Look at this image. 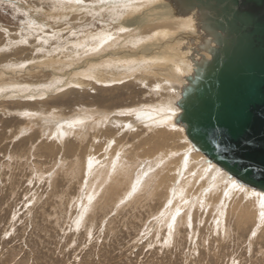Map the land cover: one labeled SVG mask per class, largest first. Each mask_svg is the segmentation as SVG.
Returning a JSON list of instances; mask_svg holds the SVG:
<instances>
[{"label": "rangeland", "instance_id": "1", "mask_svg": "<svg viewBox=\"0 0 264 264\" xmlns=\"http://www.w3.org/2000/svg\"><path fill=\"white\" fill-rule=\"evenodd\" d=\"M59 1L0 0V264H264V220L256 217L254 203L239 196L224 204L213 202L216 187H207L202 177L194 180L202 163L186 175L194 182L178 206L175 195L165 201L163 185L152 196L149 186L126 195L131 188L124 184L126 175L145 160L136 153L150 135L151 123L143 114L151 118L153 107L169 112L166 105L177 98L167 86L152 89L153 77L146 85L136 81L143 67L132 70V77L105 82L91 73L102 59L110 60L112 50L119 51V42H112L113 32L106 29L117 24L114 18L129 19L131 10L120 7L126 2L71 0L74 5L65 8ZM151 21L158 17L145 24ZM88 24L93 32H106L97 35L102 39L98 45L80 42ZM122 41V51H137ZM135 60L122 59L113 67L143 59ZM123 109L131 111L120 114ZM34 115L88 117L92 123L88 128L80 125L82 120L74 121L73 131L62 139L60 129L44 130ZM118 156L126 170L127 179L120 180L124 186H112L116 182L107 178V168L108 184H102L97 171L106 162L111 170ZM158 171L149 174V184ZM195 181L199 184L194 186Z\"/></svg>", "mask_w": 264, "mask_h": 264}, {"label": "bare ground", "instance_id": "2", "mask_svg": "<svg viewBox=\"0 0 264 264\" xmlns=\"http://www.w3.org/2000/svg\"><path fill=\"white\" fill-rule=\"evenodd\" d=\"M61 1L64 3L63 7H65V8L67 6L74 5L73 2H69L71 0H67L68 4H67L66 0H61ZM72 1L78 2L80 0H72ZM55 2L60 3L59 0H55ZM120 2H126L125 4L122 3V5L120 6L121 8L123 6L125 9L131 10L130 13L128 14L129 19H127V17L125 18L124 15H122L121 17H119L117 19L114 18L113 20L117 24L115 26H112V27H107V29H106V30L113 32L114 36H113L112 42H114V41L119 42V45H118L119 51H116V50L113 51L112 50V52L114 54H112V56L110 57V60L102 59L101 62H99L100 63L99 64L100 66H98L99 68H96V69L94 68V70L92 69L91 73L93 75H95V77L100 79L101 82H105L104 80H116V79L122 78L123 76H126V75H129L130 77H132V74H135V72H137L136 70L139 71V69L141 67H143L144 73L141 74L140 76H137L136 78H134L136 81L139 82V80H140L141 84L144 83L146 85L149 77H153L154 83L151 84L152 89L154 87L160 86V85H162V87L167 86L169 88V91L171 89V92L175 93V94H172L171 96L174 97L173 95H175V98H177V100H173L175 102L170 103L169 106H168V104L166 105V108H167V110H169V112L165 113V112H163L164 111L163 110L160 113L159 110L160 109L162 110L161 107H159V109H154V107H153V109L149 110L150 114L152 116L151 118L149 117L150 115L148 116L146 114H143L142 117L144 118L145 116H147L149 118L148 122L151 123V124H148V126H147L148 130L150 131V135H149V138H147L148 135L146 138L143 137L144 138L143 144L140 145V148L139 147L137 148V149H139V151L136 152L137 149L134 148V152L137 153L138 157H140L141 159H145V160L139 161L138 169L135 168L136 170H130V168H129L130 173L128 175H126V176H128L127 178H129L128 181L124 180L125 183H124V181H120L121 178H123V179H127V178L125 176L126 170H124L125 168L123 169V166H122L123 163H122V160H119V159H121L119 156L115 158V163H114V165H112L111 170L109 169V165H107L109 162H106L105 166H103V167L101 166L100 170L97 171L98 178L100 179L102 184H106V183L108 184L107 179L106 178L104 179L105 168H107V170H109L107 172L108 174L106 175L107 178H112V181L116 182L112 186L115 185V188H120L123 183L126 185H127V183L130 184L131 188L128 191V193H126V195H130V196L133 193L140 191V189H142V188L145 191L144 188H146L148 186H149L148 187V195L152 196L156 193V191L159 188H162L163 186H165L166 189H165V187H164V189L167 190V194H166L167 200L165 199V201L166 202L171 201L173 199V196L175 195L173 201H174V204L176 206H178L177 204L180 202L179 199L183 198V195L186 192V189L191 187V184H193L192 182H194V181H192V177H191V179L186 178V175L190 174L189 171L192 170V169L190 170V168L193 167V169H194L197 167V164L202 163V165H201L202 167L199 166V168H197V171L195 173L196 178L194 180H197L198 178L202 177L203 183L209 184V185H207V187L208 186H211V188L216 187L215 190L212 191V196L214 197L213 202L216 201V203H217L220 201L221 204H224L225 202L227 203L230 200H232L233 198L235 199L236 196H239L241 199H244L245 201L244 200L243 201L247 202V204L248 203L251 204L252 202L254 203L251 205L255 206L256 217L258 218L259 221L263 222V220H264V192L257 190V189H254V188H251V189L247 188L249 186H246V185L238 182V180L235 179L234 177H230L229 174L224 169H222L219 165L208 160V157L204 153H202L201 151H199L198 149H196L194 147L193 143L191 142V140L189 139V137L186 133V127H185L184 123L180 122V114L182 113V109L178 105V101H179V99H181L180 97L183 96L182 92H183L184 88L189 84L190 80L192 81L194 79V77H192V76H195L196 68L199 64H202L204 57L205 58L211 57L210 53L207 51V46L208 45H215V43L212 40V37L210 35H208L201 28L200 16H199L198 11L193 10L187 14H184V13H182V10L173 2V0H121ZM79 3H78V5H79ZM114 3L116 4V2H114ZM116 5H115V7H116ZM150 7H155V8L151 11L152 12L151 15H146L148 11L147 12H145V11ZM104 9H105V7H104ZM96 10H97V8H96ZM73 11L76 12L75 10H73ZM94 12L96 14V11H94ZM106 12H107V10H106ZM142 12H145V13L142 14ZM98 13H100V12H98ZM138 13L139 14L141 13L142 15H138ZM110 15H111V13H110ZM152 16L158 17V21H156V22L151 21L152 23L150 22V23L145 24L149 19H151ZM132 17H133V19H132ZM155 19H157V18H155ZM109 20H111V19H109ZM84 24H86V23H84ZM91 26L92 25L88 24V27H90V29H88V30L84 28L86 30V31H83L85 33V36H83V38L80 39L81 40L80 42H82L86 45L85 47H88L89 45H98V42L102 41V39L100 41L98 39H96V38H98L97 35H99L100 33L103 35L106 34V32H104L105 30L104 31L99 30L98 32H93V30H91ZM125 29H127V30H125ZM150 31L154 32V33H152L153 35L152 34L148 35L149 34L148 32H150ZM126 32H129V33H127L128 35H126ZM125 35L130 36L131 40L129 38H127ZM123 36L126 38H123ZM100 37L101 36H99V38ZM120 37H122V40L125 39L128 44L131 43L134 47H137L136 48L137 51L136 50H135V52H130V51H126V50L122 51L121 50L122 49L121 44H123L125 41L123 42ZM104 39H105V37H104ZM89 40H90V42H89ZM110 41H111V39H110ZM107 44H109V43H107ZM107 44L104 45V47H106ZM141 44H142V46H141ZM114 46L115 45H112V47H114ZM97 50H99V49H97ZM138 52H140V53H138ZM113 55H115V57ZM104 57H106V56H104ZM122 59H127V60L131 59L132 61L134 59H136L135 61H137L139 59H143V60L141 61L142 63H138V64H132L131 63L132 66L113 67V65L115 63H118L117 61L122 60ZM97 62H98V60H97ZM123 62H125V61L123 60ZM121 63H122V61H121ZM141 64H143V65H141ZM160 69H162V70H160ZM132 70H134L135 72H133ZM74 82L86 85V83L88 81L81 80V79H75ZM159 91L160 90H158V92ZM148 105H149V103H148ZM155 107H157V106H155ZM146 108H148V107H146ZM123 110H120L119 113L120 114L121 113L129 114V112L131 111V110L130 111L129 110L123 111ZM137 110L138 109H134L132 113L136 112ZM138 114H139V112L137 113V115ZM147 114H149V112ZM33 117H34V119H36V121L37 120H38V122L40 121V123L43 125V129L46 131H50V128H58V129H60V131L62 130V132L59 131L57 133L58 135L61 136L62 139L63 138L65 139L66 138L65 136L68 133L70 134L71 131H73L71 124L74 121L83 119V118H78V117L76 118L75 116L74 117L71 116L68 119H58V120H56V117H54V116H48V117L44 118L42 115H40V116L34 115ZM84 118L86 120H82L81 121L82 123L80 125H82V127H88L89 128L91 126L92 120L88 117H84ZM100 119L102 121H104L105 117L102 116ZM61 123H64V124L61 125ZM59 124H60V126H59ZM78 125H79V123H78ZM108 129L109 128H107V132H109ZM111 132L112 131H110V133ZM78 133H80V132H78ZM113 133L114 132H112V134ZM114 135H115V133H114ZM116 138H117V136H116ZM182 139H184V140L182 141ZM111 142H113V141H111ZM83 143H84V141H83ZM118 144H119V142H118ZM134 152H133V154H134ZM133 154H131V155H133ZM134 155H136V154H134ZM188 157H190V158L193 157L194 160L190 161V158H188ZM90 158H92V157L90 156ZM133 158H134V156H133ZM193 164H195V165H193ZM94 165H95V163H94ZM187 165H189V166H187ZM187 167H189L188 170L186 169ZM154 169H156V171H158V170L159 171L156 174L155 180L149 184V181H148L149 178L148 177H149V174L151 175V173ZM194 171H193V173H194ZM212 171H215V172L212 174ZM145 178L147 180L144 183V185L141 186L140 183ZM170 179H172V181L168 182ZM197 183L199 184V182H196V183H194V186ZM124 184H123V186H124ZM183 187H185L184 188L185 190L181 189ZM179 188L181 190H179ZM149 189L151 190L150 192H149ZM117 190H118V192H120L119 189H117ZM207 190H208V188H207ZM210 193H211V190H210ZM169 196H170V200H168ZM259 197H260V199H259ZM87 198H88V196H87ZM203 200H204V195H203ZM200 201L202 202V200H200ZM213 202H211V204ZM194 207H195V205H194ZM169 208H170V205L164 211L163 215H161V218H163L164 216H166L168 214L167 210H169ZM246 208H248V207H246ZM183 209H185V208H183ZM180 212H181V210H180ZM166 218L167 217H165V219ZM169 219H170V217H169ZM175 220H176V218H175ZM172 222L175 225V222L173 220H172ZM260 225H261V223H260ZM260 225L258 224V226H260ZM169 227H172V224H170Z\"/></svg>", "mask_w": 264, "mask_h": 264}, {"label": "water", "instance_id": "3", "mask_svg": "<svg viewBox=\"0 0 264 264\" xmlns=\"http://www.w3.org/2000/svg\"><path fill=\"white\" fill-rule=\"evenodd\" d=\"M212 37L178 101L194 147L264 192V0H173Z\"/></svg>", "mask_w": 264, "mask_h": 264}]
</instances>
